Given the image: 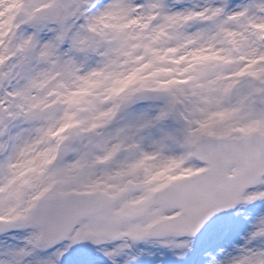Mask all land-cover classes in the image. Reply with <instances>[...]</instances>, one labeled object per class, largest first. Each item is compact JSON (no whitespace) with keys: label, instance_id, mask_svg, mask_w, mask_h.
Instances as JSON below:
<instances>
[{"label":"snow or ice","instance_id":"1","mask_svg":"<svg viewBox=\"0 0 264 264\" xmlns=\"http://www.w3.org/2000/svg\"><path fill=\"white\" fill-rule=\"evenodd\" d=\"M0 264H264V0H0Z\"/></svg>","mask_w":264,"mask_h":264}]
</instances>
